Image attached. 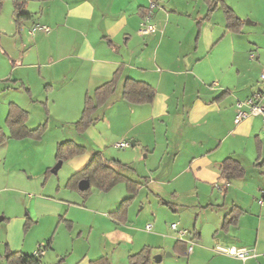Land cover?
Returning a JSON list of instances; mask_svg holds the SVG:
<instances>
[{"label":"crops","instance_id":"crops-1","mask_svg":"<svg viewBox=\"0 0 264 264\" xmlns=\"http://www.w3.org/2000/svg\"><path fill=\"white\" fill-rule=\"evenodd\" d=\"M25 1L31 18L19 28L11 0L0 9V95L7 96V105L14 103L28 113L32 108L41 111L40 103H45L47 129L59 141L68 139L64 141L86 149L68 160L75 172L95 152L107 157L110 145L116 149L117 143L127 142L124 156L106 159L131 167L125 174L136 184L134 202H140L141 211L143 201L164 210L169 222L155 217L153 224L143 219L142 226L138 215L131 227L128 211L125 224H109L104 232L106 244L114 250L111 255L84 256L69 264H89L102 256L116 264L115 252L125 245H137V252L151 248V261L160 256V264H166L164 258L171 259L167 264H264V116L234 123L237 103L262 91L264 104L260 82L264 0H222L213 4L212 12L213 0ZM222 6L242 22L239 33L227 30ZM147 17L155 33L141 36L138 30ZM118 69H122L121 80L95 113L99 120L77 134L73 124L81 116L85 95L110 81ZM127 78L154 89L150 104L132 105L121 99L122 80ZM6 114L3 104L0 129L7 134ZM41 124L31 123L30 117L26 125L34 129ZM99 125L119 129L111 140ZM16 144L22 146L21 152L14 148ZM29 145L27 140H9L0 147V264H7V250L33 255L44 245L48 233H40L38 226L53 216V206L56 215L74 225L67 210H62L64 202L42 196L43 172L49 171L51 163H35L28 155ZM227 158L238 161L245 176L226 186L220 164ZM160 202L173 205L175 211L165 207L167 211ZM234 208L241 211L236 223L221 231L223 218ZM27 219L31 224L24 231ZM148 224L150 232L145 231ZM169 224L189 232L181 240L187 245L185 259L173 250L178 239ZM138 233L144 236L141 241ZM216 245L252 250L254 258L242 262L217 254ZM48 254L43 252L42 258ZM59 257L55 255L53 262L67 264L59 263Z\"/></svg>","mask_w":264,"mask_h":264},{"label":"trees","instance_id":"trees-1","mask_svg":"<svg viewBox=\"0 0 264 264\" xmlns=\"http://www.w3.org/2000/svg\"><path fill=\"white\" fill-rule=\"evenodd\" d=\"M5 0H0V9ZM13 7V19L16 28L20 24L31 18V15L25 12V0H11ZM222 3V0H213L210 6L212 12L213 4ZM222 11L226 21V28L229 32L239 33L242 27V22L237 18L234 12L222 6ZM122 76V69H118L112 76L111 80L98 87L92 94H86L83 102V109L79 120L73 124V128L77 134H83L87 128L93 125L99 118L94 115L98 109L102 108L109 98L115 93L117 85ZM22 88V86H20ZM24 93L30 98L28 89L23 88ZM154 89L146 83L134 81L131 79H123L121 86V99L132 105L150 104L154 98ZM45 110L46 106L44 105ZM46 114L48 112L46 110ZM28 112L21 109L14 103H10L7 107V114L4 121L3 129H0V147L5 145L9 140H23L29 138H40L46 129V124L40 125L35 129L27 128ZM85 147L75 144L71 141H64L57 145L55 160L65 162L75 157H79L85 153ZM132 171L131 167L124 165L118 161L107 160L101 152H95L89 162L78 172H75L67 182V186L78 190V183L82 180L89 182V189L82 192V195L87 196L91 188H95L101 192L111 190L118 183L123 182L127 186L128 197L125 198L118 211L115 213L118 224H125L127 217V208L130 206L137 194L136 184H134L125 173ZM220 176L223 184L227 186L229 181L242 179L245 176V170L238 161L232 158H227L220 164ZM161 206L175 211L174 206L168 203L160 202ZM240 210L232 209L224 218L220 230L225 232L227 228L236 223ZM31 222L27 219L24 226V231L30 227ZM52 238L49 239L44 246H39L33 255H24L22 253H10L6 251L5 260L7 264H41L43 251L51 249ZM151 248L143 247L135 254L129 255L127 258L128 264H152ZM173 250L179 257L187 256V245L181 241L174 244ZM62 260L59 261L61 263ZM89 264H111L107 257L102 256Z\"/></svg>","mask_w":264,"mask_h":264},{"label":"rangeland","instance_id":"rangeland-1","mask_svg":"<svg viewBox=\"0 0 264 264\" xmlns=\"http://www.w3.org/2000/svg\"><path fill=\"white\" fill-rule=\"evenodd\" d=\"M8 102L9 101H7V96L1 94L0 111L3 108V104L5 109L8 107ZM40 104V107L42 109L41 111L33 108L31 110L28 109L30 110V112L28 113V119L31 117V123L38 124L40 122L42 123L41 125L46 124V129L38 139L29 138L23 140H27L30 143V145L28 146V155L35 163L37 161L45 162V160H49L51 163L49 171L45 170L43 172V186L45 187L42 196L51 202H58L59 200L61 202H64L63 204L66 205V207L65 209H62L63 212L67 210V214H69V217H72L74 220L73 225V223L69 221V218H65L62 215L59 216L58 214L56 215L57 206L52 207L53 210L56 209V211L53 213V216L55 218H53V216H48L43 219L38 226L40 233H48V237H46L44 245L49 239L52 238L51 249L43 251H48L50 254H48V258L43 257L41 260L43 264H57V262H53V258L55 255L60 254L61 257H59L57 260H62V262H66L67 264H69L70 262L80 260L84 256L96 258L97 256H100V254L104 253L107 255H111L114 250L112 247H109L106 244L104 240V232L109 229V224H118L115 221L117 219L115 213L118 211L122 201L125 199V188L127 189V186L125 183L120 182L111 190L106 192H101L99 190H96L95 188H91L88 195L85 196L82 195L81 191L67 186L68 180L75 173L72 164H69L68 161L62 163V166L57 174L51 173V170L57 164V161L55 160L57 145L59 144V142L61 143L64 142V140L68 139H61V141H59L58 137H56L57 134H55L52 129H47L46 120L49 119V114H46L47 108L45 110V103ZM40 119H43V121H41ZM4 121L5 117L3 119V122ZM98 127L99 130L102 133L107 134V136H109V139L111 140L115 136V134H117L116 130L119 129L118 126L112 127L111 130H107L106 126L99 125ZM13 141L20 142L21 140ZM14 148L18 152H21L22 146L16 144ZM107 151L108 156L105 158L116 159L120 156H124L126 150L113 149L112 145H110L107 148ZM12 157L13 159L15 158V156ZM34 170H37V168H35ZM23 194L31 196L35 195L34 193H32V191H24ZM9 196L13 195L9 194ZM136 197L134 198V200L136 199ZM134 200L127 208V213L129 211L132 219L130 221L132 225L131 227L136 224L134 218H136L138 215L139 217L137 221L140 222L142 220V224L144 221L143 219H148L151 224H153L155 217L158 218V222L162 221L167 222V224L169 223L166 220L167 217L164 210H155V206H153V204L149 205L145 201H143L142 203L144 205V210L141 211L140 202H134ZM142 226H144V224ZM169 226L170 224L168 225V227ZM134 228V230L143 232V229H141V227ZM145 236H148V234ZM143 237V235L138 233L137 241H141ZM137 248H139L137 247V245L135 246V248H130L125 245V248L121 247L120 249H117V251L115 252V254L118 256L116 264H123L124 252V264H128L127 255L129 253H131L130 255L135 254L138 250ZM55 250L56 254H54ZM182 258L185 259V257ZM170 261V258H164V263L167 264L170 263Z\"/></svg>","mask_w":264,"mask_h":264},{"label":"built area","instance_id":"built-area-1","mask_svg":"<svg viewBox=\"0 0 264 264\" xmlns=\"http://www.w3.org/2000/svg\"><path fill=\"white\" fill-rule=\"evenodd\" d=\"M41 29L45 32H48V29L45 27H36V29ZM155 33V27L150 23L149 17L145 18L140 25L138 30V34L141 36H147ZM260 82L264 85V70L260 75ZM263 98V92L257 91L252 97L247 99L244 103L236 104V115L234 118V123L239 124L244 119L250 116H264V104L261 102ZM246 107L247 111L243 108ZM116 149L123 150L129 148V144L127 142H120L114 145ZM152 226L150 224L145 226V231L150 232ZM169 229L176 234L178 241H181L185 236L189 235V232L186 230L177 229L175 224H171ZM214 252L217 254H221L239 261H246L250 258H254V252L252 250H248L246 248H236V247H221L216 245L213 248ZM43 254V253H42Z\"/></svg>","mask_w":264,"mask_h":264},{"label":"water","instance_id":"water-1","mask_svg":"<svg viewBox=\"0 0 264 264\" xmlns=\"http://www.w3.org/2000/svg\"><path fill=\"white\" fill-rule=\"evenodd\" d=\"M61 165L62 163L61 162H58L54 167L53 169L51 170V173L53 174H57V172L60 170L61 168ZM90 185H89V182L87 180H82L78 183V190L81 191V192H84V191H87L89 189ZM1 220V219H0ZM152 261L155 263V264H158L160 263L161 261V257L160 256H155L152 258Z\"/></svg>","mask_w":264,"mask_h":264}]
</instances>
